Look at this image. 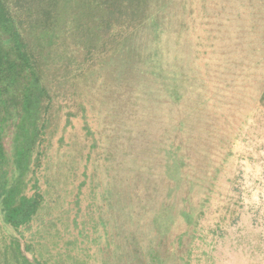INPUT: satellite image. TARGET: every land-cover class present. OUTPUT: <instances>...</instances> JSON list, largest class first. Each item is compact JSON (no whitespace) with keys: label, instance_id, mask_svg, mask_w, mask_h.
I'll return each mask as SVG.
<instances>
[{"label":"rangeland","instance_id":"obj_1","mask_svg":"<svg viewBox=\"0 0 264 264\" xmlns=\"http://www.w3.org/2000/svg\"><path fill=\"white\" fill-rule=\"evenodd\" d=\"M200 2L193 38L204 88L201 97L187 93L181 115L185 137L200 139L195 151H187L199 168L176 191L182 200L171 210L175 222L151 223L168 189L169 106L157 86L147 81L149 95L140 107L111 118L103 101L112 94L104 86L90 82L79 99L71 82L56 78L51 125L20 183L22 195L38 194L42 206L15 230L4 222L0 201V264H77L70 253L80 257L78 264H116L112 253L124 228L135 232L139 257L156 242L167 248L181 237L178 264H264V0L261 17L252 9L259 2L247 0L240 17L222 18L223 26L212 32ZM260 21L258 42L254 26ZM180 208L194 212V225L178 215ZM132 214L131 224L125 219Z\"/></svg>","mask_w":264,"mask_h":264},{"label":"trees","instance_id":"obj_2","mask_svg":"<svg viewBox=\"0 0 264 264\" xmlns=\"http://www.w3.org/2000/svg\"><path fill=\"white\" fill-rule=\"evenodd\" d=\"M198 1L202 2V19L212 32L223 26L222 18L232 14L240 17L247 0H0V201L7 225L15 230L27 226L42 206L43 198L38 194L30 198L22 195L20 183L30 173L29 166L36 159L33 154L41 153L37 145L51 125L48 117L58 94V88L52 90L56 78L71 82L73 95L79 99L85 95L84 89L91 87L90 82L104 86L112 94L103 101L111 118L140 107L149 95L147 81L157 86L169 106L168 163L164 167L168 183L165 201L169 204H163L151 223L158 227L165 220L175 222L171 210L182 200L176 191L185 182L184 176L199 168L187 151H195L200 139L185 137L186 121L182 117L187 93L196 96L204 88L200 85L202 76L195 71L199 68L193 38ZM256 1L259 3L252 9L260 11L261 17V0ZM228 4L233 5L231 9H227ZM213 20L215 25L207 23ZM254 28L260 42L261 21ZM85 108L81 105V112ZM191 110L195 112L193 107ZM9 167L13 169L10 182ZM178 215L187 225H194L191 209L180 208ZM135 219L132 214L125 221L132 224ZM111 230H118V226ZM132 230L124 228L121 240L115 242L118 252L112 254L116 264L180 262L177 253L181 237H174L167 248L156 242L145 256L140 251L139 257V243ZM68 257L80 262V257L71 253Z\"/></svg>","mask_w":264,"mask_h":264},{"label":"bare ground","instance_id":"obj_3","mask_svg":"<svg viewBox=\"0 0 264 264\" xmlns=\"http://www.w3.org/2000/svg\"><path fill=\"white\" fill-rule=\"evenodd\" d=\"M58 160V159H57ZM61 161V160H60ZM73 165V164H72ZM91 168V167H90ZM70 179V178H69ZM60 180H62V178H60ZM61 183V182H60ZM62 190V189H61ZM51 191V190H50ZM84 197V196H83ZM56 199V198H55ZM51 201V200H50ZM62 204V203H61ZM45 206H46V203H45ZM83 219H84V217H83ZM76 223V222H75ZM85 227V226H84ZM50 230V229H49ZM63 230H64V228H63ZM67 232V231H66ZM65 232V233H66Z\"/></svg>","mask_w":264,"mask_h":264}]
</instances>
